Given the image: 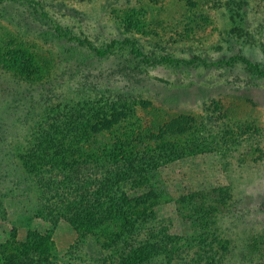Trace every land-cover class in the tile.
Segmentation results:
<instances>
[{"label": "rangeland", "instance_id": "obj_1", "mask_svg": "<svg viewBox=\"0 0 264 264\" xmlns=\"http://www.w3.org/2000/svg\"><path fill=\"white\" fill-rule=\"evenodd\" d=\"M226 1L236 10L237 0H0V244L12 232L21 242L49 233L58 264H101L111 255L62 219L37 215L43 201L19 158L40 130L64 132L79 115L91 119L89 133L124 137L137 125L121 118L134 110L143 127L168 126L169 145L194 147L161 175L167 197L154 210L156 230L198 233L195 218L175 210L180 193L198 190L196 206L227 199L206 241L228 242L239 264H264V76L235 60L264 69V1L246 0L241 24L229 19ZM143 56L179 64L152 66ZM140 262L166 264L161 254Z\"/></svg>", "mask_w": 264, "mask_h": 264}, {"label": "trees", "instance_id": "obj_2", "mask_svg": "<svg viewBox=\"0 0 264 264\" xmlns=\"http://www.w3.org/2000/svg\"><path fill=\"white\" fill-rule=\"evenodd\" d=\"M228 3L226 1L223 7L229 19L234 24L239 19L241 24L245 15L243 6L247 1H235L236 10H228ZM236 28L242 29L238 25ZM56 32L63 37L66 35L59 27H56ZM125 42L133 44L132 41ZM110 48L111 45L106 50ZM92 50L97 55L106 54V51ZM134 50L141 56L138 49ZM142 59L152 66L179 64L178 60L163 56L154 61L145 56ZM235 60H241L249 70L264 76V69L245 57L239 56ZM138 105L142 109L148 107L145 103ZM74 112L79 114L80 110L75 108ZM134 114L131 110L123 115L126 119L121 118L125 127H130L131 124L127 125L130 122L137 125L136 129L123 132L124 137H118L115 131L108 137L89 133L86 124L91 119L81 122L80 115L64 122V132H58L51 126L37 133L31 147L19 158L25 173L38 186L37 198L43 201L37 215L46 221L62 219L74 226L81 238L90 235L102 249H110L111 255L105 257L101 264H141V260L154 254H161L166 264H239L236 257L231 258L228 242L213 245L215 241H206L211 230L208 227L215 223L217 214H224L227 199L214 206L204 205V200L196 206L193 203L199 198L198 190L180 193L174 201L175 210L183 219L194 217L193 223L196 226L199 223L198 233L182 237L169 233L167 227L156 230L154 210L166 196L161 175L169 165L189 156L194 147L188 143L180 147L169 145L173 142L168 140V126L153 131V124L143 127L141 119ZM188 133L196 138V132ZM205 149H208L206 152L213 150L211 144ZM37 164L41 169L36 168ZM44 166H47V171L43 170ZM207 194L213 195L214 191ZM181 210L188 215H182ZM200 222H207V227L200 226ZM210 232L213 237L215 231ZM9 236L5 243L0 244V264H58L53 257L50 258L54 246L49 233L43 236L32 232L25 242L15 240L14 232Z\"/></svg>", "mask_w": 264, "mask_h": 264}]
</instances>
